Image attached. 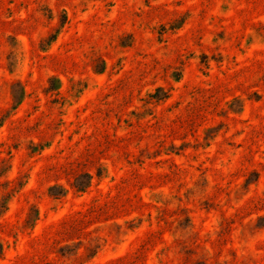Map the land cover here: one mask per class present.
<instances>
[{"label":"rangeland","instance_id":"374dc122","mask_svg":"<svg viewBox=\"0 0 264 264\" xmlns=\"http://www.w3.org/2000/svg\"><path fill=\"white\" fill-rule=\"evenodd\" d=\"M0 264H264V0H0Z\"/></svg>","mask_w":264,"mask_h":264},{"label":"trees","instance_id":"16d2710c","mask_svg":"<svg viewBox=\"0 0 264 264\" xmlns=\"http://www.w3.org/2000/svg\"><path fill=\"white\" fill-rule=\"evenodd\" d=\"M101 176V174H99ZM93 178L92 174H89V182L86 186H78V190L85 191L86 187H88L91 184V179Z\"/></svg>","mask_w":264,"mask_h":264}]
</instances>
